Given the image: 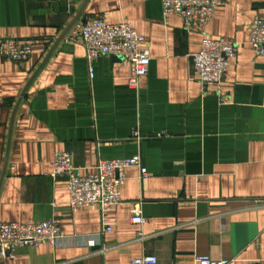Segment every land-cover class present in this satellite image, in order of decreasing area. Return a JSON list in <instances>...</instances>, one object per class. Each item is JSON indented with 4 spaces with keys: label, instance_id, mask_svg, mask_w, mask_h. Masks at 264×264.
<instances>
[{
    "label": "crops",
    "instance_id": "1",
    "mask_svg": "<svg viewBox=\"0 0 264 264\" xmlns=\"http://www.w3.org/2000/svg\"><path fill=\"white\" fill-rule=\"evenodd\" d=\"M81 9L145 37L151 62L137 92L121 57L89 63L69 31L52 49ZM258 15L264 0H222L207 23L186 29L160 0H0V38L32 46L24 62L0 56V222L57 219L63 233L0 264H131L145 254L159 264H264V54L246 31ZM204 36L236 47L218 88L202 89L193 74ZM57 152L84 170L140 154L148 176L125 169L109 231L99 205L69 207L65 178L50 174ZM135 202L146 218L141 240Z\"/></svg>",
    "mask_w": 264,
    "mask_h": 264
},
{
    "label": "built area",
    "instance_id": "2",
    "mask_svg": "<svg viewBox=\"0 0 264 264\" xmlns=\"http://www.w3.org/2000/svg\"><path fill=\"white\" fill-rule=\"evenodd\" d=\"M164 14L175 13L183 19L184 27L192 29L207 23L222 0H160ZM250 46L255 52L264 54V15L253 18L247 26ZM69 40L79 41L85 51L86 60L92 63L102 56H117L128 62L131 74L127 86L138 91V80L148 74L151 57L144 47L145 37L129 23L107 22L101 16H91L84 21H76L68 35ZM32 46L17 38H0V56L13 62H24L30 58ZM236 55L235 44L225 38L204 36L199 50L192 55L194 77L202 89L218 88L226 76L231 61ZM92 72V67H90ZM133 135L138 138L137 130ZM52 177H64L69 193L70 208L97 204L101 208L103 224L106 223L107 210L120 202L119 188L124 184L125 169L137 167L140 179L148 176L142 165L139 153L120 159L99 160L90 170L76 167L69 152L54 154L51 165ZM130 221L137 227L136 238L143 239V226L146 218L141 213L140 202L131 208ZM110 227L104 225L103 231ZM60 222L50 219L38 222H0V255L5 256L16 248L38 246L41 243L51 245L62 238ZM88 245L93 247L95 239L90 238ZM228 259H213L210 256H196V264H229ZM131 264H159L155 255H142ZM174 264H181L175 262Z\"/></svg>",
    "mask_w": 264,
    "mask_h": 264
},
{
    "label": "water",
    "instance_id": "3",
    "mask_svg": "<svg viewBox=\"0 0 264 264\" xmlns=\"http://www.w3.org/2000/svg\"><path fill=\"white\" fill-rule=\"evenodd\" d=\"M84 1H86V0H84ZM81 12H82V9L77 13V15L69 22V24L65 27V29L61 32V34L58 36V38L56 39V41L54 42V44H53V47H52V49L57 45V43L60 41V40H62V39H64V37H65V35L67 34V32L71 29V27H72V25L76 22V21H78V20H80V21H84V18H81ZM51 49V50H52ZM24 93V92H23ZM23 93H22V95H23ZM7 254H9V253H7Z\"/></svg>",
    "mask_w": 264,
    "mask_h": 264
}]
</instances>
